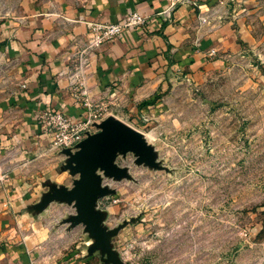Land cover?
<instances>
[{
	"label": "crops",
	"instance_id": "0c3cea01",
	"mask_svg": "<svg viewBox=\"0 0 264 264\" xmlns=\"http://www.w3.org/2000/svg\"><path fill=\"white\" fill-rule=\"evenodd\" d=\"M8 1H0V263L31 264L35 239L50 226L47 205L30 208L45 191L31 202L33 193L48 184L65 186L69 176L64 155L48 151L50 138L37 113L83 117L67 75L86 23L117 22L130 11L148 17L144 26L125 29L97 49L84 69L83 89L94 103L139 99L135 110L126 104L128 116L141 110L153 119L179 80L196 85L201 76L258 54L264 0H187L167 18L159 14L167 0Z\"/></svg>",
	"mask_w": 264,
	"mask_h": 264
},
{
	"label": "rangeland",
	"instance_id": "374dc122",
	"mask_svg": "<svg viewBox=\"0 0 264 264\" xmlns=\"http://www.w3.org/2000/svg\"><path fill=\"white\" fill-rule=\"evenodd\" d=\"M87 34L86 27L81 41ZM255 52L196 85L179 80L158 116L146 122L141 110L128 116L126 104L135 110L139 99L96 102L142 132L162 166L135 164L132 153H116L113 162L130 178L106 179L114 193L96 200L105 228L136 218L110 240L123 264H264L263 42ZM42 190L48 188H37L31 202ZM73 212L65 201L47 205L50 226L36 237L31 264L104 263L99 249L87 252L90 238L81 224L61 223Z\"/></svg>",
	"mask_w": 264,
	"mask_h": 264
},
{
	"label": "water",
	"instance_id": "95a60500",
	"mask_svg": "<svg viewBox=\"0 0 264 264\" xmlns=\"http://www.w3.org/2000/svg\"><path fill=\"white\" fill-rule=\"evenodd\" d=\"M96 131L86 136L70 152L63 149L65 157L62 168L73 177L70 187L48 184V190L41 194L39 201L30 208L42 210L52 201H65L72 205L74 212L64 222L70 226L81 224L83 231L88 234L90 243L87 252L99 249L105 255L104 263L123 264L110 246V240L118 231L136 218L123 220L112 228H105L101 212L96 208V200L114 193V189L100 185L101 171L105 177L113 180L130 178L125 167L117 166L113 160L116 153H132L135 164H143L150 168L160 169L162 166L154 160L152 147L146 143L142 132L113 116H107L94 124Z\"/></svg>",
	"mask_w": 264,
	"mask_h": 264
},
{
	"label": "built area",
	"instance_id": "2783aa9c",
	"mask_svg": "<svg viewBox=\"0 0 264 264\" xmlns=\"http://www.w3.org/2000/svg\"><path fill=\"white\" fill-rule=\"evenodd\" d=\"M166 7L159 12L165 18L168 17L170 11L176 4L187 0H167ZM148 17L136 11L127 12L121 20L117 22H88L86 27L88 34L80 45V49L70 57V71L68 72V83L71 89L74 102L83 108V117L72 120L61 112L40 110L37 113L38 124L43 133L50 138L48 151L61 152L68 149L73 152L76 145L86 136L96 131L94 124L100 122L108 116V112L101 109L99 104L92 102L83 89L84 69L89 65L90 61L95 58L97 49L108 42L115 40L125 29H136L144 26ZM200 22H205V17L198 15ZM76 45L74 46V48ZM212 51L210 52V54ZM23 86V85H21ZM100 103V102H99ZM129 113V112H128ZM114 116V115H112ZM141 121H148L149 116L141 113L139 115ZM96 173L100 177V185L109 187L106 179L101 171ZM4 174L0 172V180ZM113 189V188H112ZM104 207V206H103Z\"/></svg>",
	"mask_w": 264,
	"mask_h": 264
},
{
	"label": "bare ground",
	"instance_id": "6f19581e",
	"mask_svg": "<svg viewBox=\"0 0 264 264\" xmlns=\"http://www.w3.org/2000/svg\"><path fill=\"white\" fill-rule=\"evenodd\" d=\"M143 134V133H142ZM144 139H145V137H144ZM146 140V139H145Z\"/></svg>",
	"mask_w": 264,
	"mask_h": 264
},
{
	"label": "trees",
	"instance_id": "16d2710c",
	"mask_svg": "<svg viewBox=\"0 0 264 264\" xmlns=\"http://www.w3.org/2000/svg\"><path fill=\"white\" fill-rule=\"evenodd\" d=\"M141 104L143 105V102Z\"/></svg>",
	"mask_w": 264,
	"mask_h": 264
}]
</instances>
